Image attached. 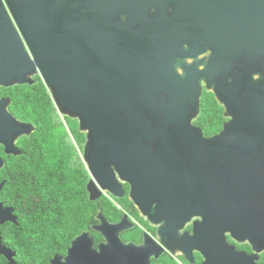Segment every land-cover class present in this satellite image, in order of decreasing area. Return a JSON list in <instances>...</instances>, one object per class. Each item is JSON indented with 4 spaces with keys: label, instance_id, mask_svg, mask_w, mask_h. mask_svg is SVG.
I'll list each match as a JSON object with an SVG mask.
<instances>
[{
    "label": "water",
    "instance_id": "water-1",
    "mask_svg": "<svg viewBox=\"0 0 264 264\" xmlns=\"http://www.w3.org/2000/svg\"><path fill=\"white\" fill-rule=\"evenodd\" d=\"M260 5L264 0H0V89L40 76L59 113L78 121L91 201L122 197L124 184L140 204L156 192L179 202L202 197L201 190L206 196L207 188L215 201H249L259 195L243 185L245 167L264 174L256 152L264 151V72L257 77L264 54L242 36L245 25L264 18ZM204 89L232 117L211 138L193 124ZM11 103L0 98V143L19 154L17 140L36 127L18 119ZM101 220L102 249L130 248L119 238L122 223ZM92 246L83 232L71 249Z\"/></svg>",
    "mask_w": 264,
    "mask_h": 264
},
{
    "label": "flooded vegetation",
    "instance_id": "flooded-vegetation-1",
    "mask_svg": "<svg viewBox=\"0 0 264 264\" xmlns=\"http://www.w3.org/2000/svg\"><path fill=\"white\" fill-rule=\"evenodd\" d=\"M262 11L264 6L260 5L259 12ZM243 28V42L258 45L257 50L262 58L264 18H260L251 27L245 25ZM262 67L261 64L257 72L260 79L264 72ZM5 88L9 87H1L0 98L10 96L13 103L11 95L3 94ZM207 92L210 94L207 118L199 119L200 110L199 115L193 119V124L200 127L206 137L211 138L218 135L232 117L226 115L227 107L218 101L215 93ZM260 94L259 120L262 126L264 90H260ZM27 135L30 134L22 135L17 140V146L21 149L19 154L7 152L5 145L0 143V264H264V199L260 195L261 187H264V174L259 166L245 167L247 172L243 185L257 187L259 195L249 198V201L246 198L215 201L207 188L206 196L205 190H201L204 193L201 194L202 197L198 193L189 194L185 199H179V202L173 197H160V192H156L157 197L154 194V197L146 198L142 200L144 204H140L131 196V184H124L125 194L122 197L109 193L102 195L113 203L116 210L114 216L104 213L101 196L91 201L95 202L98 209L88 229H82L69 243L62 246L55 245L51 240L46 258L24 260L21 251V210L8 202L6 195L9 162L13 157L23 155L20 144ZM258 138L264 141V136ZM256 152L264 156L263 150ZM244 193L246 197L248 191L245 188ZM171 195L180 196L177 192H172ZM7 209H11L9 213ZM103 216L111 225L122 223L121 227H126L119 232V238L123 243L130 244V248L117 246L102 249L99 246L106 243L101 231L95 228L101 224ZM83 232L89 233L93 246L71 249L73 240Z\"/></svg>",
    "mask_w": 264,
    "mask_h": 264
},
{
    "label": "trees",
    "instance_id": "trees-1",
    "mask_svg": "<svg viewBox=\"0 0 264 264\" xmlns=\"http://www.w3.org/2000/svg\"><path fill=\"white\" fill-rule=\"evenodd\" d=\"M3 94L13 97L11 112L36 127L21 140L23 155L9 162L6 195L21 210L23 259L34 261L46 258L51 240L58 246L67 244L94 221L98 206L88 197L91 176L87 168L76 165L82 159L85 134L75 119H54L57 108L40 76L32 85L5 88ZM209 101L210 94L203 90L200 120L207 118ZM101 199L104 213L114 216L113 203L106 196Z\"/></svg>",
    "mask_w": 264,
    "mask_h": 264
},
{
    "label": "rangeland",
    "instance_id": "rangeland-1",
    "mask_svg": "<svg viewBox=\"0 0 264 264\" xmlns=\"http://www.w3.org/2000/svg\"><path fill=\"white\" fill-rule=\"evenodd\" d=\"M57 112H58V114L57 115H55L54 114V119L56 120V121H58V120H63L64 121V119H65V116L64 115H61L60 113H59V111H58V109H57ZM83 147H84V144H83ZM77 151L80 153V152H82V150H80L79 149V147L77 146ZM83 153V152H82ZM82 159H83V155H82ZM81 159V161L79 160V161H77L76 162V165L77 166H79L80 168H87V166H86V164H85V162H84V160H82ZM83 161V162H82ZM88 169V168H87Z\"/></svg>",
    "mask_w": 264,
    "mask_h": 264
}]
</instances>
